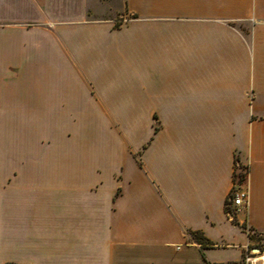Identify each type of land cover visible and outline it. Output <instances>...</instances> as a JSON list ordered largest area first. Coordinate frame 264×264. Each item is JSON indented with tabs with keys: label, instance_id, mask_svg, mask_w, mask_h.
Segmentation results:
<instances>
[{
	"label": "crops",
	"instance_id": "obj_1",
	"mask_svg": "<svg viewBox=\"0 0 264 264\" xmlns=\"http://www.w3.org/2000/svg\"><path fill=\"white\" fill-rule=\"evenodd\" d=\"M105 11L0 0V264L264 262V0Z\"/></svg>",
	"mask_w": 264,
	"mask_h": 264
},
{
	"label": "built area",
	"instance_id": "obj_2",
	"mask_svg": "<svg viewBox=\"0 0 264 264\" xmlns=\"http://www.w3.org/2000/svg\"><path fill=\"white\" fill-rule=\"evenodd\" d=\"M247 175L248 169L235 162L231 175V188L225 202L226 214L230 220L234 218L236 213L246 207L248 195L246 187ZM240 228L243 232L251 234L252 230L247 228L244 224H242ZM262 257V247L254 249L247 248L241 257L239 264H264Z\"/></svg>",
	"mask_w": 264,
	"mask_h": 264
},
{
	"label": "rangeland",
	"instance_id": "obj_3",
	"mask_svg": "<svg viewBox=\"0 0 264 264\" xmlns=\"http://www.w3.org/2000/svg\"><path fill=\"white\" fill-rule=\"evenodd\" d=\"M120 6V0H89V7H93L94 9H104V10H106V9H109L110 11H105V14H101V16H108L107 14H109L112 10H114V9H118V7ZM116 25H118V23H116ZM235 27L237 28V29H240V30H245V28H246V25L245 24H236L235 25ZM103 122H104V126L105 125H108L107 123H109V120H102ZM115 121H117V120H115ZM45 125H46V127H53V125H54V120H45ZM109 126H110V123H109ZM112 126V125H111ZM108 128H110V127H108ZM115 129V127H114V125H113V127H111V129L109 130V131H107L106 129L103 131L104 132V134L105 133H107V134H109L110 133V136H111V142H116L113 138V136H112V131L111 130H114ZM106 135V134H105ZM82 136H78V138H81ZM94 138H95V140L94 141H96V136L94 135ZM79 141H80V139H78ZM43 142L46 144V143H48L49 142V140H43Z\"/></svg>",
	"mask_w": 264,
	"mask_h": 264
},
{
	"label": "trees",
	"instance_id": "obj_4",
	"mask_svg": "<svg viewBox=\"0 0 264 264\" xmlns=\"http://www.w3.org/2000/svg\"><path fill=\"white\" fill-rule=\"evenodd\" d=\"M115 27H118V25H115ZM195 240L199 241V243L204 247H212V243L205 240L198 232H189Z\"/></svg>",
	"mask_w": 264,
	"mask_h": 264
}]
</instances>
